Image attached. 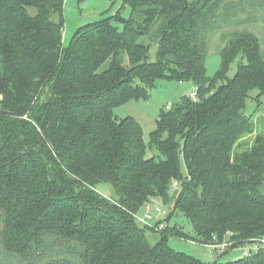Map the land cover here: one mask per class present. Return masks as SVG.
<instances>
[{
  "label": "trees",
  "instance_id": "trees-1",
  "mask_svg": "<svg viewBox=\"0 0 264 264\" xmlns=\"http://www.w3.org/2000/svg\"><path fill=\"white\" fill-rule=\"evenodd\" d=\"M123 3L127 18L83 25L63 46L64 0H0V264H264L262 246L218 259L264 236V135L235 151L252 132L250 92L264 95V39L222 34L210 78L209 39L241 3ZM158 78L192 82L197 99L161 111L146 144L140 124L114 110ZM155 199L172 203L199 244L232 246L212 262L175 251L177 226L151 242L162 221L147 228L136 214Z\"/></svg>",
  "mask_w": 264,
  "mask_h": 264
},
{
  "label": "rangeland",
  "instance_id": "rangeland-1",
  "mask_svg": "<svg viewBox=\"0 0 264 264\" xmlns=\"http://www.w3.org/2000/svg\"><path fill=\"white\" fill-rule=\"evenodd\" d=\"M231 1L241 3L244 10L229 21H219V29L210 37L205 61L206 73L210 78H213L221 67L220 50L223 46L221 44L222 34L238 29L252 32L262 40L264 39V7L257 4L253 5L254 2L252 0ZM118 11H121L124 18L129 16V9L124 6L123 0H64L62 11V45L66 46L69 43L73 33L79 27L113 16ZM155 54V48L152 47L149 53L152 61L155 59ZM105 67L106 64L102 69ZM237 67V60L229 65L226 73L228 78L235 76ZM135 83L140 84L139 80H135ZM193 90L194 84L192 82H177L158 78L155 80L153 86L147 90V94L144 97L131 99L127 103L117 107L114 113L120 119L125 117L134 118L140 124L143 139L148 144L149 135L156 128V119L161 111L165 110L167 105L173 106L183 97H189V94ZM257 94V90H252L250 92V97L252 98L246 101L245 113L247 116L252 117L253 128L252 132L244 136L239 142L235 149L238 153L250 148L258 135H264V95L258 102L255 98ZM151 152L156 154L155 149H147L146 155H151ZM181 172L185 175L183 160H181ZM97 190L105 197L112 195L110 187L105 184L97 186ZM154 207H158L162 213H156ZM171 207L172 203L170 202L163 204L158 199L151 202L150 214L154 218L153 220L146 221L147 228L154 227L158 221H162V223L156 226L155 232H148L147 235L150 241L156 242L160 234H169L170 230L168 226L170 228L177 226L181 229L182 233L178 236H172L168 240V245L173 250L194 255L203 261L212 262L217 259L218 256L213 251L208 250L206 246L199 244L193 238L191 225L181 213L176 212L170 215ZM146 213V209L143 207L137 212L136 217L144 218ZM223 242L228 241L225 239ZM241 257H243V249L235 248L232 251L229 250L226 257L223 256L218 259H221V261H232Z\"/></svg>",
  "mask_w": 264,
  "mask_h": 264
},
{
  "label": "built area",
  "instance_id": "built-area-1",
  "mask_svg": "<svg viewBox=\"0 0 264 264\" xmlns=\"http://www.w3.org/2000/svg\"><path fill=\"white\" fill-rule=\"evenodd\" d=\"M189 97L192 100H196L197 99V90L194 89L190 94ZM170 105H167V109L170 108ZM177 186V183L174 182L173 183V187L175 188ZM146 209V216L144 218H138L139 221L142 224H146V221L151 220L154 218V216H152L150 214V208H151V203L146 204L145 207ZM156 213H162V211L158 208V207H154ZM147 225V224H146ZM229 246H232V243L230 242H223V243H219V244H212V245H208L206 246L208 248V250L213 251L215 254L217 253H223ZM259 246H262L264 248V236L261 238H256L253 239L252 242L250 244H248L247 246H245L243 248V256L244 257H249L252 252L256 251L258 249Z\"/></svg>",
  "mask_w": 264,
  "mask_h": 264
}]
</instances>
